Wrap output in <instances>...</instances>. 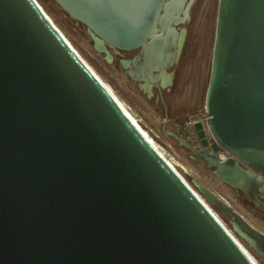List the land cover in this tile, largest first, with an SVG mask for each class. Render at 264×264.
Returning a JSON list of instances; mask_svg holds the SVG:
<instances>
[{
	"label": "water",
	"instance_id": "1",
	"mask_svg": "<svg viewBox=\"0 0 264 264\" xmlns=\"http://www.w3.org/2000/svg\"><path fill=\"white\" fill-rule=\"evenodd\" d=\"M55 1L109 62L143 46L119 60L147 97L172 82L196 0ZM205 110L200 148L164 131L264 220V0H219ZM191 180L264 258V232ZM0 264H256L37 0H0Z\"/></svg>",
	"mask_w": 264,
	"mask_h": 264
},
{
	"label": "rangeland",
	"instance_id": "2",
	"mask_svg": "<svg viewBox=\"0 0 264 264\" xmlns=\"http://www.w3.org/2000/svg\"><path fill=\"white\" fill-rule=\"evenodd\" d=\"M37 1L90 68L148 133L166 160L217 215L254 262L264 264V258L233 231L230 216L210 204L191 179L196 184L204 185L212 190L244 216L251 225L264 232V221L246 207L248 202L243 199L242 193L221 181L200 162L195 161L189 149L182 146L174 135L164 131L168 129L174 134L176 128L172 121L164 125V114L157 108L155 97H147L146 91L143 92L122 68L119 57L116 56L113 62H109L104 53L96 50L85 24L72 18L55 0ZM218 3L219 0H200L192 7L193 17L186 27L188 38L185 47L186 50L193 48V56L189 68H185L183 72L187 75V91L184 89L180 101L188 100L194 103L191 118L195 121L206 122L207 119L205 97L212 63ZM179 135L186 137L193 144H198L196 134L187 131L185 134L180 132Z\"/></svg>",
	"mask_w": 264,
	"mask_h": 264
},
{
	"label": "flooded vegetation",
	"instance_id": "3",
	"mask_svg": "<svg viewBox=\"0 0 264 264\" xmlns=\"http://www.w3.org/2000/svg\"><path fill=\"white\" fill-rule=\"evenodd\" d=\"M199 1L200 0H196L192 4V7L195 6ZM192 17H193V11L191 12V19H190L189 23L191 22ZM187 38H188V28L186 29V33H185L183 45L181 48V52H180V55L178 57L175 69H174L172 82L170 84H166L163 87L155 86L153 84L154 85L153 86V95H151L150 98L155 97L157 108L164 114V121H165L164 125H166L169 121H172L173 125L176 128L177 134H179L180 132L185 134L187 131L191 132V130H194V132L197 136L196 130L194 128V124L196 121L194 122L193 126H190V122L193 121L191 116L194 112L193 111L194 110V103L190 102L188 100L180 101V98L182 97L184 89H186V91H187V88H186V86H187V75L183 74V72H184L185 68H187V69L189 68V64L191 63V59L193 56V48L190 50H188V49L186 50L185 46H186ZM142 48H143V46H140L138 48L131 49V50H121V49L117 50L115 48L109 47L110 51L113 54L112 62L114 61L116 56L119 57V59L130 60L131 62H133V58L136 55L137 56L140 55ZM119 62H120V60H119ZM120 64H121V62H120ZM121 66L125 70V72H127V74L129 75V73H128L129 68H124L122 64H121ZM129 77L134 80V78L131 77L130 75H129ZM136 83L140 87L139 82H136ZM142 90H143V88H142ZM146 94H147V91H146ZM197 121H201V120H197ZM204 123H206V122H204ZM197 139H198V137H197ZM194 146H196L197 148H200L199 139H198V144H194ZM207 149L209 150V148H207ZM240 192L242 193L243 199H245L248 202L247 206H249L250 208L254 209L257 212H260V213L263 212V210L261 208L255 206L254 200L248 198L247 196H244V193L242 191H240ZM263 197H264V193H262V197L258 196V198L262 202H264ZM249 210L252 213H254L256 216L261 218L260 215H258L257 213H255L251 209H249Z\"/></svg>",
	"mask_w": 264,
	"mask_h": 264
},
{
	"label": "bare ground",
	"instance_id": "4",
	"mask_svg": "<svg viewBox=\"0 0 264 264\" xmlns=\"http://www.w3.org/2000/svg\"><path fill=\"white\" fill-rule=\"evenodd\" d=\"M101 80V79H100ZM102 81V80H101ZM103 82V81H102ZM104 83V82H103ZM104 85L106 86V84L104 83ZM108 88V86H106ZM108 90L111 92V94L115 97V99L118 101V103L120 104V106L123 108V110L126 112V114L130 117V119L134 122V124L137 126V128L142 132V134L149 140V142L160 152V150L157 148V146L155 145L154 141L151 139V137L148 135V133L142 129V127L140 126V124H138V122L133 118V116L129 113V111L124 107V105L122 104V102L114 95V93L110 90V88H108ZM160 154L165 158V156L160 152ZM166 159V158H165ZM170 163V162H169ZM170 165L172 166V164L170 163ZM174 168V166H172ZM175 169V168H174ZM198 195V194H197ZM199 196V195H198ZM200 197V196H199ZM201 198V197H200ZM202 199V198H201ZM203 200V199H202ZM204 201V200H203ZM205 203V202H204ZM207 205V204H206ZM208 206V205H207ZM209 207V206H208ZM217 216V215H216ZM237 240V239H236ZM238 241V240H237ZM239 242V241H238ZM244 249V248H243ZM247 253V252H246ZM248 254V253H247ZM249 255V254H248ZM250 256V255H249ZM253 260V259H252ZM254 261V260H253Z\"/></svg>",
	"mask_w": 264,
	"mask_h": 264
},
{
	"label": "built area",
	"instance_id": "5",
	"mask_svg": "<svg viewBox=\"0 0 264 264\" xmlns=\"http://www.w3.org/2000/svg\"><path fill=\"white\" fill-rule=\"evenodd\" d=\"M194 122H195V120L191 121V122H190V126H193ZM190 133L195 134L194 130H191ZM232 235H233V234H232ZM233 236H234V235H233Z\"/></svg>",
	"mask_w": 264,
	"mask_h": 264
}]
</instances>
